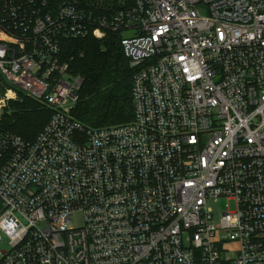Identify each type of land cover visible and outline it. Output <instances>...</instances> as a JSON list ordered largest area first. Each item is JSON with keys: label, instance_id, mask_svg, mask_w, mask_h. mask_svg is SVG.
I'll use <instances>...</instances> for the list:
<instances>
[{"label": "built area", "instance_id": "1", "mask_svg": "<svg viewBox=\"0 0 264 264\" xmlns=\"http://www.w3.org/2000/svg\"><path fill=\"white\" fill-rule=\"evenodd\" d=\"M110 33L134 117L90 128L63 42ZM0 74L52 111L0 123V264H264V0H0Z\"/></svg>", "mask_w": 264, "mask_h": 264}, {"label": "trees", "instance_id": "2", "mask_svg": "<svg viewBox=\"0 0 264 264\" xmlns=\"http://www.w3.org/2000/svg\"><path fill=\"white\" fill-rule=\"evenodd\" d=\"M120 40V33H110L102 40L90 36L63 42V57L69 62L71 75L82 78L79 100L72 111L84 124L103 127L134 117L133 70ZM1 81L4 83L0 74ZM10 107L0 116V123L26 141H34L52 115L51 110L30 98L12 101Z\"/></svg>", "mask_w": 264, "mask_h": 264}, {"label": "rangeland", "instance_id": "3", "mask_svg": "<svg viewBox=\"0 0 264 264\" xmlns=\"http://www.w3.org/2000/svg\"><path fill=\"white\" fill-rule=\"evenodd\" d=\"M108 35L109 34H107L106 36H104L102 38H96V37H94V38L97 39V40H102V39L107 38ZM120 36H121V34H120ZM73 77H75V76H73ZM75 78H77L78 81H80V82L82 81V78L80 76L79 77H75ZM0 85H1V87H0V97H1L3 95V93H4V91H5V83H3V81H1ZM24 97L29 99V97H27L24 93L19 92L16 99H12V100L8 101L7 105L0 109V116L5 114L7 111L8 112L10 111V108H11L10 106H11V102L12 101L23 100V99H25ZM77 102H76V104H77ZM42 106L44 108L48 109L46 106H44V105H42ZM72 115L75 117V115L73 114V111H72ZM75 118L77 119V117H75ZM78 120H80V119H78ZM84 125H86L87 127H90V128H100V127H97V126L95 127V126H92V125L86 124V123ZM113 125H117V124H111V125H105V126H113ZM209 205L214 208L215 214L218 215V216H221L222 212L226 211L229 208L227 206V200L226 199H221L218 203H216L214 201H210ZM230 206H231L230 207L231 209L235 208V202H231ZM83 224L84 223H83V215H82V213L81 212H76L74 214V216H73L72 221H71V225L74 226L75 228H79V227H82ZM7 247H8L7 240L3 239L0 242V251L7 249ZM235 250H236V248H231L230 255H229L230 257L235 255Z\"/></svg>", "mask_w": 264, "mask_h": 264}]
</instances>
